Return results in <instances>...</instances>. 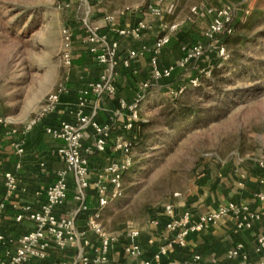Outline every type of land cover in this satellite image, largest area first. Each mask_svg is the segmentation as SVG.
<instances>
[{
	"label": "rangeland",
	"instance_id": "374dc122",
	"mask_svg": "<svg viewBox=\"0 0 264 264\" xmlns=\"http://www.w3.org/2000/svg\"><path fill=\"white\" fill-rule=\"evenodd\" d=\"M158 2L167 10L174 6L162 28L177 22L175 33L182 32L193 20L192 35L204 52L165 80L166 99L145 105L141 117L149 126L133 150L123 195L103 213L114 230L192 189L202 164L264 157V0H0V116L24 127L43 113L73 67L62 58L65 28L74 47L87 25L99 29L107 16L146 11ZM223 8L231 9L234 38L206 42L203 31L213 20L208 10ZM221 42L226 60L218 55ZM199 74L200 85L189 86ZM180 86L187 88L177 102L172 91Z\"/></svg>",
	"mask_w": 264,
	"mask_h": 264
},
{
	"label": "crops",
	"instance_id": "0c3cea01",
	"mask_svg": "<svg viewBox=\"0 0 264 264\" xmlns=\"http://www.w3.org/2000/svg\"><path fill=\"white\" fill-rule=\"evenodd\" d=\"M173 14L174 12L167 15ZM141 20L153 24L152 28L141 36L122 37L117 32L118 29L132 27ZM163 21L164 18L156 20L142 9L118 13L112 22H106L104 19L101 21L99 35L104 36L108 42L119 43L117 64L113 70L117 93L114 96L104 93L98 96L90 93L87 97L86 113L100 124L111 125L113 136L120 133V127L126 118V111L120 110L121 100L130 102L137 93L143 92L142 113L146 109L145 105L166 99L162 94L167 88L164 84L165 80L158 82L153 80L151 63L152 46L162 30ZM193 22L190 20L184 31L175 33L171 42L162 49L158 56L159 67L179 65L187 51L197 43V39L191 32L195 29L192 26ZM87 34L86 30L76 38L73 61L77 62H73V67L69 70L65 80L69 90L56 111H52L41 123L26 132H24V125L19 122L12 124L17 128L16 134L10 135L4 130L0 131V201H4L7 205L0 218V235L3 236V241H0V261L8 252H14L21 236L34 227L29 219L18 222L17 213L25 205L40 207L46 199L48 186L56 181L59 171L67 168L66 163L56 153L61 140L48 134L45 127L58 126L62 120L75 123L81 91L99 80L102 74L110 72L109 66L100 64L96 57L89 53ZM133 50L137 52L144 50V53L130 59L126 64L125 60ZM190 64L178 67L170 80L177 78ZM181 81V79L175 80V83L178 84ZM146 82L151 86L142 90V85ZM92 134L91 126L84 129V146L92 145ZM138 134L139 129L138 131L136 129V138ZM20 139H24L25 142L23 153H18L14 145ZM110 145L106 153H96L90 159L91 185L86 191L90 209L78 211L79 203L74 199V185H72L73 175L69 173L72 183L67 201L55 210L58 216L75 220L78 242L66 248L54 245L47 251L48 258H33L27 264H64L74 262L82 255L89 257L88 264H142L143 261L154 260V255L160 246L167 247V251L155 262L156 264L183 262L195 254L201 256L202 264H211L213 259L218 264L226 262L264 264V249L258 250V239L264 233V200L259 198V194H264V168L259 166L258 160L255 159L231 160L221 165L202 164L197 174L199 178L193 188L171 198L177 213L189 211L195 218L231 202L237 205H248L253 212L260 214V218L253 222L252 228L239 229L236 227L235 216H228L199 233L191 234L187 238L186 246L180 247L174 242V236L166 230L165 226L169 218L164 213L163 207L150 211L147 218L134 224H125L117 230L110 228L103 219L106 207L102 213L103 230L115 236L116 239L110 245L107 260L94 262L100 253L103 238L101 234L88 227V218L97 205V191L94 186L97 173L118 156ZM7 171L15 173L18 179V188L9 195L4 186V174ZM134 230L139 231V235L135 238L130 236V232ZM132 243L141 246L142 255L132 256L125 251L126 246ZM237 246H243L241 255L229 259V251Z\"/></svg>",
	"mask_w": 264,
	"mask_h": 264
},
{
	"label": "built area",
	"instance_id": "2783aa9c",
	"mask_svg": "<svg viewBox=\"0 0 264 264\" xmlns=\"http://www.w3.org/2000/svg\"><path fill=\"white\" fill-rule=\"evenodd\" d=\"M161 2V1H160ZM158 2L155 5L148 6L146 12L157 19H163L168 13L174 12V6L170 9H165L162 4ZM194 11L196 8L193 9ZM208 12L213 16L211 23L206 26L203 31V36L207 41H222V36L233 33L231 9H209ZM106 22H112L113 16H107ZM153 24L146 20L139 21L136 25L128 28H120L117 30L119 35L139 37L144 32L149 31ZM179 27V23L172 22L165 24L160 31L156 42L152 46L153 65L152 76L156 82L163 80H170L178 67H184L196 59H200L204 52V45L200 42L193 45L182 58L179 65H170L161 68L158 66V56L162 49L168 45L175 32ZM98 27L87 25V42L89 44V53L96 57L100 64L109 66L110 72L102 74L99 80L92 83L88 88L81 91L78 99V109L76 111V122L72 123L66 120L59 122L58 126H46L45 131L54 138L61 140L60 146L57 148L58 157L66 163V170L59 171L56 181L48 186L46 190V199L35 208L31 205L23 206L16 215L18 222L24 219H29L34 227L23 234L19 240L18 247L14 252H8L6 257L0 261V264H27L33 258L46 259L47 251L52 246L66 248L76 244L78 235L76 230L75 220L73 218L58 216L56 208L65 204L67 201L70 189L71 180L69 173L73 175L74 185V199L79 203L78 211H86L90 209L87 203L86 191L91 185V167L90 159L96 153H106L108 151L110 142L113 150L118 154L113 162L103 167L97 174V180L94 182L97 205L88 218V227L102 235V245L99 250V255L94 262H103L107 260L108 252L112 241L116 239L112 234H107L102 226V213L112 201L118 199L123 195L124 182L123 176L129 171L134 164L133 157V143L136 139L135 131L137 129V122L141 118V103L144 98L143 92L137 93L134 99L130 102L126 100L120 101V110L126 111V118L120 127V133L112 135V126L109 124H100L86 113L87 97L90 93L98 96L108 94L116 95L117 86L114 83L113 70L117 64V51L119 43L117 41L108 42L104 36L98 33ZM65 48L62 54L63 61L66 66L73 65V44L74 38L70 28H65L63 31ZM218 55L226 60L229 53L225 45L221 42L217 46ZM142 51H131L129 57L125 60L128 64L129 60L136 58L143 54ZM206 74V73H205ZM202 75H196L189 81V86L197 87L200 85ZM151 86L146 82L142 85V90H146ZM187 86H180L172 94L178 97L182 94ZM68 87L65 82L59 84L54 93L50 94L43 107V113L35 116L24 127V132L30 130L52 111H56L62 98L68 93ZM91 126L93 129L92 139L93 143L90 146H84V129ZM0 128L8 134L13 135L17 133V128L12 126V122L7 118L0 116ZM24 139L15 142V147L18 153L24 152ZM259 166L264 168V157L258 160ZM4 186L6 193L12 194L18 188V179L15 173L7 171L4 174ZM179 196L178 193L174 197ZM259 198L264 200V194H259ZM4 201H0V218L6 208ZM164 213L168 216L166 222V230L174 236V242L180 247L186 246L187 238L191 234L199 233L205 230L210 225L216 224L223 218L228 216H235L237 219L236 227L252 228L253 222L260 218V214L253 212L248 205H237L229 203L218 207L217 209L208 213L202 214L195 218L191 212L184 211L177 213L175 204L172 200L168 201L163 206ZM139 235V231L134 230L130 232V236L135 238ZM0 241H3V236L0 235ZM243 246H237L229 251L228 258L234 259L241 255ZM264 249V233L258 239V250ZM125 251L132 256H140L143 250L140 245L132 243L126 246ZM167 251V247L160 246L157 253L154 255V260L143 261L142 264H156L155 262ZM89 257L82 255L74 262H67L64 264H88ZM170 264H202V258L199 254H195L192 258L180 262L174 261ZM211 264H218L213 259ZM223 264H230L229 262Z\"/></svg>",
	"mask_w": 264,
	"mask_h": 264
},
{
	"label": "trees",
	"instance_id": "16d2710c",
	"mask_svg": "<svg viewBox=\"0 0 264 264\" xmlns=\"http://www.w3.org/2000/svg\"><path fill=\"white\" fill-rule=\"evenodd\" d=\"M234 33H231V34H226L224 36H222V42H225L227 43V41H229L230 39L234 38ZM74 63H76L77 61H73ZM214 71V70H213ZM176 101L178 102V97L176 98ZM137 131L139 129V134L137 136V138L134 140V143H133V147H132V150H134L135 146L139 143L140 140H142L144 138V136L146 135L145 134V130L146 128L149 126V121H144L142 120V117L140 118V120L137 122ZM3 129L0 128V131H2ZM131 170V169H130ZM129 170V171H130ZM127 171L124 175L127 176L126 174L129 172ZM123 176V179L124 177Z\"/></svg>",
	"mask_w": 264,
	"mask_h": 264
}]
</instances>
